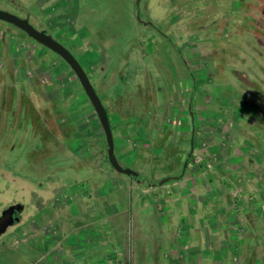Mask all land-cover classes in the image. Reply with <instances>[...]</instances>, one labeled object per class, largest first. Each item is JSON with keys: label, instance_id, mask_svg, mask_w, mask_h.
Masks as SVG:
<instances>
[{"label": "rangeland", "instance_id": "374dc122", "mask_svg": "<svg viewBox=\"0 0 264 264\" xmlns=\"http://www.w3.org/2000/svg\"><path fill=\"white\" fill-rule=\"evenodd\" d=\"M45 1L26 0L27 5L34 10ZM76 1L77 21L80 25L77 33L82 41L78 55L87 56L86 60L91 59L101 68L102 77L106 75L105 82L101 83L100 80L98 95L104 100L107 90L113 88L121 90L124 95L117 99L122 104L114 102L109 106L105 103L106 110L122 105L124 109H130L138 119L146 118L151 114L146 113L148 107L143 109L140 105L147 106V103L143 104V94L149 95L162 87L156 94L161 100L160 104H164L162 96L166 88L185 87L189 85L192 76L196 80L190 110L196 117L195 139L193 142L186 133H177L171 125L163 138H156L152 145L143 146L139 143L136 144V150L132 151L133 148L130 147L135 143L131 142L128 146L124 143L131 154L122 158L119 164H128L127 167L140 173L147 186L144 183L129 186L123 180L129 175L111 167L106 178L99 177L102 185L99 187L96 184L93 187L90 199L88 193L80 192L83 198H79L74 210L84 212L86 206L92 204L94 208L96 203L99 209L115 214L107 221H104L105 218H95L94 221L99 220L100 224L96 225L95 222L92 231V225L88 222L91 219L78 216L77 213L65 222L63 233L59 231L56 239L61 238L58 242L56 240L55 246L61 244L62 250H66L68 245L70 247L78 239L87 244L86 250L79 251L74 247L73 255L78 257L83 253L85 257L92 256L93 260L66 263L60 257H52L48 248L45 249L43 233L21 227L0 244V264H100L97 262L98 257L102 258L109 250L119 252L124 257V264H183V260L184 264L262 263L264 202L260 204L262 207L243 204V207L238 208V213L234 209L230 212L226 210L232 215L233 227L227 225V229L223 230L222 225L221 229L214 230L206 224L205 219L200 221L196 220L197 217L195 220L192 218L196 213L207 215L208 210H203V203L199 202L191 213L190 207L195 202L190 193H193L192 190L200 191L201 194L206 191L205 195L218 207H224L227 199L234 198L232 195L241 198V193L264 194V0ZM135 13L140 14L149 25L140 23ZM7 24L0 19V26ZM8 25L12 27L11 24ZM21 38L9 39L0 31V50H3L0 54V102L4 99L7 103L11 102L16 107L20 120H24L26 114H33L35 120H38L36 131L30 129L29 132L26 123L22 124L21 121L17 135L19 143L8 154V165H19V183L25 185V189L36 190V179L30 174L27 175L28 178H23L21 174L28 169L26 163L30 158L29 154H32L34 161L40 160V154L43 155L37 150V147L41 148L39 141H43L44 136L41 118L50 116L48 110L51 101L47 95L49 87L38 83L39 78L28 69L21 68L31 63L26 62L27 59L17 60L10 56L11 49H28L25 47L26 39ZM145 50L150 52L148 54L154 53V57L148 59L144 54ZM142 56L144 57L140 58ZM41 63L42 60L39 62L37 59L35 64ZM142 65L147 71L144 75L139 72ZM16 66L18 68L12 69ZM249 79L254 82H248ZM137 83L143 90L139 94L136 92ZM245 84L253 88L247 86L246 89ZM168 103L171 104L172 101ZM186 103L187 101L173 102V109L180 108V116L185 117L187 112L183 110V104ZM218 116L222 117L223 122H220ZM135 123L139 124V120ZM40 127L43 133L37 131ZM45 127L48 128L47 125ZM113 136L115 144L118 137L115 134ZM211 137H217L216 152L223 146L220 161L228 169L218 171L217 175L213 172V178L209 177V169L211 171L214 167L218 170V165L216 161L209 160L208 151L204 152ZM193 143L195 147L190 160L196 159L191 162L196 165H191L194 173L191 186L207 182L212 189L200 187L198 190L196 185L192 189L186 187L184 182L179 184L180 189L176 188L178 179L173 176L182 173L187 158H184V154L188 149L191 151ZM114 148L117 154L116 144ZM100 149L102 152V145ZM68 153L54 142L49 145L47 157L54 164L53 168L63 169L59 168V164L66 167L75 160ZM250 165L252 166L248 167ZM240 167L243 170L240 171L239 179L243 183L239 184L240 188L238 184L231 187V183L224 179L227 175L233 178ZM247 167L248 169H244ZM250 170L253 171V177L256 175L257 182L245 184ZM201 171H204V176L206 173V181L196 179L195 173ZM51 176L56 177V172H51ZM200 176L205 179L203 175ZM84 177V173H81L80 179H85ZM215 177L224 181H217ZM209 180L213 182L208 183ZM150 184L152 186L148 187ZM114 185L117 189L110 193V186ZM220 185L224 186L223 189H220ZM182 187H186V193L181 195ZM78 188L71 190L77 192ZM28 193L29 191L20 189L15 193V199L26 203L25 211L37 201ZM109 193L112 202L107 207L103 198ZM173 214L177 215L176 219L172 217ZM76 216L78 218L75 219ZM25 217L24 215V219ZM102 221L106 223L102 224ZM56 222L59 223L60 219ZM76 227L80 228L79 231L73 232ZM88 227L90 230L87 232ZM194 227H200V231L195 232ZM95 231L99 233L96 234ZM226 239L230 243L223 249V241ZM90 241L92 245L88 244ZM97 244H104L107 250L99 253ZM189 248L202 249V258L199 259L198 252L192 257L193 261L188 258L189 255L184 257ZM223 252L226 256L224 263ZM211 254H219L222 259L220 263L214 258L209 260L206 257Z\"/></svg>", "mask_w": 264, "mask_h": 264}, {"label": "flooded vegetation", "instance_id": "af4514ba", "mask_svg": "<svg viewBox=\"0 0 264 264\" xmlns=\"http://www.w3.org/2000/svg\"><path fill=\"white\" fill-rule=\"evenodd\" d=\"M45 2L46 3L39 4L37 10H34L31 9L30 5H27L26 0H0V9L28 19L29 23L36 29L44 30L50 34L53 39L64 45L82 65L93 89L98 95L100 80L104 78L101 77V68L93 65L95 63L91 59L86 60L85 58H88L87 56L81 57L78 55V53L81 52L82 41L80 34L77 33V29L80 26L77 21L78 14L75 4L77 1L46 0ZM135 17L140 23L144 24V26L149 25V22L141 17L140 14L135 13ZM6 23L11 24L12 27L8 24L6 26H0L3 27L0 31L9 39L16 37L26 39L25 47L28 48L20 50L11 49L9 50L12 52L10 56L17 58V60L18 58L27 59L26 62L31 63L21 68L28 69L32 75L34 74L36 78H39L40 82L38 83L44 87H49L47 88V95L51 103L48 110L50 116L47 118L43 117L45 119L41 118L44 124V136L43 141H39L41 148L37 147V150L43 153V155L40 154L41 159L34 161L32 154L25 151L26 154L30 155L26 163V167L29 171L27 169L21 175L23 178H28L27 175L30 174V176L36 179L37 186L36 190L34 188L28 190L24 188L25 185L22 186L19 183V165H8L10 162H8V154L9 150L13 149L16 144L19 143L17 135L21 127V121L22 124L26 123L28 127L27 131L29 132L30 129L36 131L38 120H35L33 114H26L24 115V120H20L16 107L12 106L11 102H5L4 98V101L0 102V244L3 242L4 238L13 235L15 231L21 227L32 232L43 233L45 237L43 239L44 243L56 244L61 238L56 239L57 235L59 231L61 234L63 233V225L65 222L67 223L70 216L76 215L77 213L81 215L83 213L74 210L79 197H83L80 192L88 193L89 199L92 197L93 187L97 184L96 181L100 165H106V169H103L105 170V174L107 173L108 175L110 172L112 166L107 158L106 138L90 99L80 83L79 78L67 61L54 50H51L28 36L19 27L7 21ZM2 52L3 50H0V54ZM145 53L148 59L154 57V53L153 55L148 54L150 52L146 50L144 54ZM143 57L144 56L140 58ZM37 59H39V62L42 60V63L36 65ZM148 59L146 61H148ZM84 63H89L90 65H85ZM1 68L2 67H0V69ZM16 68L18 67L16 66L12 69ZM139 72L141 73L140 75H144V73L147 72L145 66L143 68L142 65ZM189 81V85L180 89L172 88L169 92L166 88L162 96L164 104L168 103V101H187L186 105L183 104V110L187 112L185 117L179 116L172 120L167 118L161 123L158 119H156V121H150V127L153 126L152 134L149 138L150 142H146L145 145L154 144L155 139L158 137L163 138L164 133L169 131L168 129L171 125L177 133H186L194 142L196 117L190 110L192 105L191 101L195 96L196 80L191 76ZM103 82H105V80ZM136 87L138 88V83ZM137 94L139 93L137 92ZM110 97L111 94L108 92L104 100L100 98L103 105L106 99L108 98L109 100ZM1 100L2 99H0V101ZM156 100L158 102L161 101L159 97H157ZM106 111L112 134H114L117 128L116 121H114L113 115L108 110ZM46 125L48 128L45 127ZM182 128H184V130H182ZM37 131L42 132V128L40 127ZM126 131L128 132V129L125 130V132ZM67 139H69V141ZM146 140H148V138ZM54 142L58 143L59 147L62 148L65 153L69 152V157L75 159L71 161L72 163L70 165H66V167H62V165L59 164V168H63L64 170L58 169V167L53 168L52 165L54 164H51L47 157L49 145ZM101 145L103 146L102 152L100 149ZM27 147L30 148V146ZM194 147L193 143L191 151L188 149L189 153L186 151L184 154V158L185 156H187V158L185 159L186 161L184 163L186 164L181 175L173 176L176 180L186 179L187 181L185 183L189 187L194 178V173L190 166L193 161V159H190L193 157ZM127 154L128 150L122 154H116L118 163H120V160L125 158ZM123 165L127 166L128 164ZM57 169L59 170L58 172ZM51 172H56V177L51 176ZM81 173H84L85 179H80ZM138 177L141 178V181L144 180L140 173ZM76 187H79L78 193L81 196L73 197L70 195L68 189ZM19 189L29 191L35 200L38 201H35L36 205H31L25 211L26 203L15 199V193L17 194ZM94 204L95 207L97 204ZM92 207V204L86 206L84 212L92 211ZM24 215L26 216L25 219ZM57 219H60L59 223L56 222ZM88 222L92 223L93 221L89 220ZM76 228L79 231L80 228ZM89 230L88 227L87 232ZM78 243L81 245L79 246L81 248L79 251L83 249L86 250L87 244L77 239L70 247L68 245L66 250L61 249L55 252V256L63 257L65 255L68 261H74V263H84L88 259L93 260L94 258H92V256L88 258L85 257L83 253L78 257L73 255V248L77 246ZM91 243V241L88 242V244Z\"/></svg>", "mask_w": 264, "mask_h": 264}, {"label": "crops", "instance_id": "0c3cea01", "mask_svg": "<svg viewBox=\"0 0 264 264\" xmlns=\"http://www.w3.org/2000/svg\"><path fill=\"white\" fill-rule=\"evenodd\" d=\"M93 65H95V64H93ZM103 76H104V78L101 79V82L106 80L105 79L106 75L104 74ZM101 77H102V75H101ZM161 88L162 87H158L157 88L158 91ZM128 89L131 90V88H128ZM171 89L172 88L170 87L168 91L170 92ZM140 90H141V87L139 86L137 88L136 92L140 93V92L143 91V90H141V91ZM107 91L108 92L110 91L112 93H111L110 99L108 100V98H107L106 102H104V103H106L109 106L111 105V103H114V102H119L120 104H122L121 100H117V99H121L122 96H124L122 94L121 90H116L115 88H113V90H107ZM158 91L157 90L156 91L153 90V93H150L149 95L143 94V98H142L143 99V104L147 103V106H144L142 104H140V105H141V107L143 109H146L148 107V110H147L146 113L151 114V115L147 116L146 118L138 119L139 117L133 115V113H132V111L130 109H128V108L124 109L125 107H122V105H120L116 109L110 108L109 112L113 115L114 121H116V127L119 128L118 131H117V128H116V132L114 133L115 136L118 137L117 142H115V144L117 145V148H116V153L117 154H122L123 152H125L128 149V148H126L124 146V143L127 146L131 145V142L135 143V144H133V147L132 146L130 147L131 149L133 148L132 151H135L136 148H137L136 144L139 145V143H141L143 146H145L146 142H148V141L150 142L149 138L151 137L152 127H153V126L150 127V124H149L150 121H156V119H158L159 122L161 123L164 120H166L167 118L172 120L173 118H176V117L180 116V114H181L180 110H179L180 108L179 109L178 108L173 109L174 108L173 105H172L173 102L171 104L170 103L160 104V102H158L156 100V98L158 97L156 93ZM110 100H111V102H109ZM124 102H126V101H124ZM132 116H133V118H132ZM211 117H214V116H211ZM215 117H217V116H215ZM219 119L221 120L220 122H223L222 121V117H219ZM138 120H139V124H136L135 122H137ZM214 121H216V120H214ZM127 129H128V132L126 131L127 132L126 133L125 130H127ZM147 138H148V140H146ZM216 138L217 137L209 138L210 141L207 143L206 150H204V152L208 151L207 155H209V160L212 159L211 161H216V163L218 165V170H215L214 167H213V169L211 171L209 169V173L208 174H211V175H209V177H211V178H213L215 176L214 173H216V175H217L218 171L223 172L225 170H228L227 169V165H224V163L220 161V160H222L220 158V156L223 155V146L221 147L220 151L216 152V150H217L216 147L218 146L217 142L215 141ZM221 144L223 145V142ZM221 144H220V146H221ZM130 152L131 151L128 149V155L131 154ZM215 155H217V156L215 157ZM195 160L196 159H193V161H195ZM191 165H196V164L194 162L193 164L191 163ZM201 166H203V165H201ZM233 166H236V165H233ZM251 166L252 165H250L248 167H251ZM248 167L244 168V169H248ZM240 168L241 169L237 170V174L235 173V175L232 176L233 178H230L229 175H227V177H229L230 179L228 180L227 177H225V179H224V180H227L229 183H231V187L232 186L235 187V186H237V184H238V187H239V184L243 183L239 179L240 171L243 170L242 167H240ZM103 169H106V165H103V166L100 165V168H99L98 178H97V181H96L97 182V186H99V187L102 185L100 180H99V177L102 176V177L106 178V176H108L107 173L105 174V170H103ZM250 171H251V173H248V177H247V180H246V182L247 181L248 182L245 183V184H250V183L256 181V175H255V177H253V171L252 170H250ZM195 175H196V179H202V180L206 181V177L207 176H206V173H205V176H204V171L196 172ZM200 175H203L205 177V179H203ZM215 178H216L217 181H220V182L224 181V180H220L221 178L219 180L217 179V177H215ZM113 180H115V179H113ZM123 180L125 182H127L129 184V186H131V187L133 186L132 185L133 183H136V184L144 183L145 186H147L146 183H145V180L137 181L135 177H132L130 175H129V177H127V179H123ZM184 180L182 179V180H178L177 181V185H178V186H176L177 189H180L179 188V184H181V182L185 183L187 181L186 179H184ZM212 182H213V180H209L208 183H212ZM233 182H235V183L233 184ZM161 183L163 184L164 182H161ZM206 183H204V184L201 183V184H198V185L194 184V186L196 185L199 188L198 190H200V187L206 188V190L212 189L210 187V185H207ZM151 186H152V184L148 185V187H151ZM194 186L193 187L190 186V188L193 189ZM115 187H116V185H114L112 187L110 186V191H111L110 193H112L113 191H115L117 189V188L115 189ZM186 187H187V185H186ZM186 187H182L181 195L186 193V190H185ZM223 187L224 186L220 185V189H223ZM187 190H188V188H187ZM68 191H70L69 193L73 197L81 196L78 193V191L77 192H72L71 189H68ZM192 192L193 193H190L191 196H192L191 199L194 200L195 204H193L192 208L190 207V212L191 213L194 212V210H195L194 207H196L199 202H200V204L203 203L202 204V209L203 210H205L206 212L208 210V214L207 215H204L203 213L201 215H199V214L196 213L197 215L194 214L195 216H193L192 218L195 220V218L197 217L196 220H200V221L205 219L206 220V224L209 225L214 230H216V228L217 229H221L222 225H223V230L227 229L226 228L227 225H231L233 227L234 223H233L232 215L229 214L228 212H225L226 210L230 212L231 209H234L235 213H238V210L240 209V207H243L242 206L243 204H246V205L252 206V207H254V206L262 207L260 204H262L264 202L263 201L264 200V194H263V196H261L262 195L261 193H250V194L241 193L242 194L241 198H239L236 195H232V197H234L233 199H229V200L227 199V202L229 203V201H230L232 204L231 203L227 204V202H226V205L224 207H218V206L214 205L213 201L209 197H207V195H205L206 191H204V192L202 191L203 192L202 194L199 193L200 191L197 192V191L192 190ZM110 193L108 195H104V198H103V202L107 205V207H109V205L112 202L110 200ZM188 193H189V191H188ZM79 198H83V197H79ZM154 199H156V198H154ZM180 200H182V199L180 198ZM131 201H132V199H131ZM187 201L189 203V198H188ZM169 202H170V200H169ZM177 203H178V201H177ZM263 207H264V203H263ZM242 209L243 208H241V210ZM55 214H57V213H55ZM114 214H115V212H113V213L112 212H107V211L105 212L102 209H99L98 208V204H97L92 209V211L83 212L81 215L83 216V218L91 219L93 221L91 223V225H92V229L91 230L94 231L93 230L94 223L97 222L96 225L100 224V223H98L99 220L98 221H94V220H96L95 218H105L104 221H107V220H110V218ZM173 215H172V217L174 219H176L177 215L176 214L174 216ZM72 216H75V215H72ZM72 216H70V217H72ZM78 216H76L74 218L76 219V218H78ZM104 221H102L101 223L102 224L106 223ZM193 229H194L195 232L196 231H200V227H194ZM74 231H78L77 228H75V230L73 229V232ZM94 233L98 234L99 232L95 231ZM224 234H227V231H224ZM229 243H230V241L228 239L224 240L223 241V249L227 248ZM79 246H81V245L78 243L77 246H75V250L81 249ZM96 246H97V250H99V253L103 252L104 250H107V246H105L104 244H102V245H98L97 244ZM45 247H46L45 248L46 250L48 248L49 252L52 253V257H55V258H56V256H55L54 252L59 251V250L62 249L61 245L55 246L54 243H52V244L45 243ZM192 248H189L187 250V252L184 253V257H186V255H189L188 258H190V260H191L192 257L195 255V253L198 252L199 257H200L199 259H201L203 250L199 249V248H196V250H193ZM261 256H264V254H262ZM206 257L209 258V260L214 258V259L218 260V263H220V261L222 260L221 256L219 254H211V255H207ZM63 259L67 263L68 260L66 259L65 255L63 257H60V260H63ZM123 259H124V257L121 256V254L119 252H117V251L115 252L114 250L113 251L109 250L108 252H106L102 256V258H99L98 262L100 264H112L113 262H114V264H124ZM225 259H226L225 252H223V263H224ZM193 260L194 259H192V261ZM184 262H185V260H183L182 263L184 264ZM260 264H264V261L262 263H260Z\"/></svg>", "mask_w": 264, "mask_h": 264}, {"label": "water", "instance_id": "95a60500", "mask_svg": "<svg viewBox=\"0 0 264 264\" xmlns=\"http://www.w3.org/2000/svg\"><path fill=\"white\" fill-rule=\"evenodd\" d=\"M0 19L19 27L28 36L32 37L37 42L47 46L51 50H54L65 61H67V63L71 66V68L74 70L75 74L79 78L80 83L82 84L88 98L90 99L94 107L95 112L98 115V118L105 134L107 158L109 159L111 166L119 172L135 177L137 181H141V178L138 177L139 173L137 171L131 169L130 167L120 165L118 163L114 148V138L108 121L107 111L100 97L93 89L85 71L82 68V65L78 62L75 56L64 45L53 39L50 34L45 32L44 30L36 29L32 24L29 23L28 19L26 18L19 17L13 13L0 9ZM185 164L186 163H184L183 165V169L185 167Z\"/></svg>", "mask_w": 264, "mask_h": 264}, {"label": "trees", "instance_id": "16d2710c", "mask_svg": "<svg viewBox=\"0 0 264 264\" xmlns=\"http://www.w3.org/2000/svg\"><path fill=\"white\" fill-rule=\"evenodd\" d=\"M248 82H254L252 79H249V80H247ZM247 86H250L251 88H253L251 85H248V84H245V88L246 89H248V87ZM244 88V89H245ZM249 92H252V91H249ZM253 93V92H252Z\"/></svg>", "mask_w": 264, "mask_h": 264}]
</instances>
